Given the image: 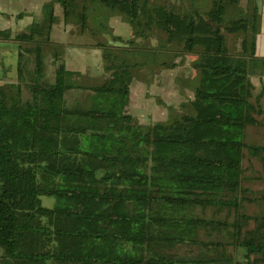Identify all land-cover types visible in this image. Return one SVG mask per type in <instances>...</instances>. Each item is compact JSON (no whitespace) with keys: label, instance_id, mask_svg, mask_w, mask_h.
<instances>
[{"label":"trees","instance_id":"1","mask_svg":"<svg viewBox=\"0 0 264 264\" xmlns=\"http://www.w3.org/2000/svg\"><path fill=\"white\" fill-rule=\"evenodd\" d=\"M245 2L188 0L168 8L148 0H52L38 22L15 35L22 42L19 81L24 74L31 81L21 80L27 99L19 85L0 95V264H183L168 251L203 243L195 231L213 224L230 230L204 247L240 248L248 261L261 256L244 264L263 260L264 213L249 216L242 204L252 201L239 198L243 150L264 153V146L243 141L246 127L264 117L249 80L251 68H264L255 56L259 15L254 0ZM55 4L64 25L84 32L93 21L88 30L110 73L90 90L84 109L65 106L71 73L56 53L53 81L44 78L42 45L52 44ZM113 12L129 25L131 39L108 31L101 17ZM146 28L194 57L197 75L185 81L191 99L163 105L165 121L142 127L125 111L130 82L141 69L154 74L173 65L160 62L168 52L135 45ZM224 32L241 35L238 53ZM41 197H52L53 207H42ZM206 210L211 218L224 215L214 223ZM176 224L178 235H150L156 225L175 232Z\"/></svg>","mask_w":264,"mask_h":264},{"label":"rangeland","instance_id":"2","mask_svg":"<svg viewBox=\"0 0 264 264\" xmlns=\"http://www.w3.org/2000/svg\"><path fill=\"white\" fill-rule=\"evenodd\" d=\"M52 0H49L50 3ZM150 4H158V5H166L168 8H173L179 5H187L188 0H148ZM47 4L44 3L42 6ZM56 14L55 22H54V32H53V42L54 43H61L64 40H67V36L71 39H74V35L76 36L81 30L78 29L75 25H64L62 28V16H61V8L60 5L55 4ZM61 9V10H60ZM43 14V12H42ZM42 16V15H41ZM91 16V13L88 14ZM104 25L109 29V24L114 25L113 32L116 35L122 34L119 30H124L125 33H128L129 25L123 22L122 17L116 13H109L106 17H101ZM100 21V20H98ZM122 21V22H121ZM91 22H87V28L83 31L87 35H85V41L89 43H93L95 40L90 39V31L88 28L91 27ZM116 22V23H115ZM101 23V21H100ZM97 24V23H96ZM97 26H99L97 24ZM139 28H143L138 27ZM115 30V31H114ZM65 31L66 38L61 39V34ZM112 33L111 29L108 30ZM144 36L142 38H137L134 42L135 45L138 47H145V48H157L162 51H166L169 53L167 57L161 56L165 62L173 63L171 69H167L164 67L154 68V74L150 73L149 70H142L139 75L146 80L147 86H145L142 90V94L146 93V96L142 98L138 97L139 93L136 89L133 90V100L132 105L136 100L142 99V101H147L146 105L144 106L145 112L136 120L137 123L140 125H151L155 122L163 121L166 119V110L161 105H169L174 108H177L180 103L187 101L188 99L192 98V93L189 89L185 87V81L189 79H194L197 75L196 71L192 68V62L195 59L191 55H188L181 51L180 45H176L175 43H167L164 34L161 32H156V29H143ZM226 39V44L230 48L232 53H238L240 50V34L232 35L229 33H223ZM109 41V36L106 37ZM101 41H105L104 39H100ZM95 43V42H94ZM119 45V44H118ZM124 45V44H123ZM49 55V52H47ZM180 55L178 56V54ZM52 65H48V72L47 79L52 81L53 78V69ZM55 66V63H54ZM252 70V69H251ZM162 79V80H161ZM23 98L27 99L29 97L26 89L23 91ZM74 95L69 94L67 98L68 105L73 102ZM66 102V100H65ZM160 102V105H159ZM141 105V104H140ZM143 105V104H142ZM262 110H264V100ZM158 109V110H157ZM264 113V112H263ZM257 121L259 122L258 125L255 126H247L244 130V137L243 141L245 144L255 145V146H264V117L263 115L256 117ZM242 170H243V180L241 183L242 190L239 194V198H249L248 200L252 201V203L244 202L242 204L243 211L247 213L249 216L258 215L264 213V201H260V197L263 195L264 192V153L258 152L257 156H251L247 153V151L243 150V159H242ZM41 206L51 209L54 204V199L52 197H41ZM197 215L199 214V210L196 211ZM224 213L221 216H215V218H222ZM212 211L206 210L205 217L210 218L212 217ZM232 220V217L229 221ZM249 228H253V222L249 223ZM202 241H209V242H216V241H224L225 235H209V237H205V235H200ZM199 237V239H200ZM213 247V246H212ZM204 248L197 245L192 244H181L179 247H175L168 252L174 255L177 259L182 260H203L199 261L201 263L198 264H215L214 262H209L212 258H217L218 262L221 258H230L232 261L231 264H234L235 261H242L244 263H249L253 259H261V256H251L250 261L246 258H242L244 251L240 248L234 249L230 247L225 248ZM221 261V260H220ZM207 262V263H206ZM225 264V263H223ZM257 264H264V258L261 262Z\"/></svg>","mask_w":264,"mask_h":264},{"label":"crops","instance_id":"3","mask_svg":"<svg viewBox=\"0 0 264 264\" xmlns=\"http://www.w3.org/2000/svg\"><path fill=\"white\" fill-rule=\"evenodd\" d=\"M48 1L49 0H47V2ZM254 2H255L254 3L255 7L257 8V13L259 15V24L257 26L258 33L256 34L255 37V56L264 59V0H254ZM44 3H46V0H0V31L8 33V36L4 38L0 37V95L4 96L5 98H7L8 95L7 87L9 86L17 87L19 85L21 87V91H23L25 88L21 80L24 79L25 83L31 81V78L30 77L27 78L25 74L22 76V78L19 81V69L22 66V57H21V52H19V49L22 46V42L15 40V35L25 31V29L29 27L33 22L35 21L38 22L41 19L42 8H43L42 5ZM245 5L246 2L244 0V6ZM55 14H56V8L54 5V15ZM62 14L63 12L61 10V16ZM61 23L63 28V24H64L63 18L61 20ZM108 26L109 29H111L112 34L116 35L113 32L114 25L110 23ZM119 31H121L122 34H119L117 36H120L124 40H129L133 37L130 29H128L127 34L123 29ZM53 32H54V24L52 25L50 32V41L52 44L42 45V50L44 53V57H43L44 65H45L44 78L47 79L48 72L50 71L48 70L49 68L48 65H52V63H53L52 67H54L52 68L53 77H54V69H55L54 55L56 53L58 62L64 66V69L66 71L71 73V75L65 77V82L69 86H72V88L66 90L64 94L65 106L67 108H74V107H79L81 109L87 108L89 103V98L90 96H92L90 90L94 87L102 86L103 83L110 78V73L105 72L103 69L101 50L95 45L96 42L89 43L85 41L86 34L84 32L80 31L76 36L74 35V39H71L68 36L66 38L67 31H65L63 34H61V39L66 38L67 40L62 41L59 44L54 43L52 41ZM89 37L90 39L93 40L92 36ZM119 46H123V45L119 44ZM47 52H49V55ZM26 59H27V62H25L26 64L28 63V59H29V63H28L29 67H27L26 72H29V70L32 67V65L30 64V61L32 59L30 53L27 55ZM159 59L161 60L160 62L165 61L161 57H159ZM251 69L252 70L250 71L249 74V80L253 86L252 95L253 98L258 97L262 105L264 100V68L262 66H258ZM142 70L144 69H141L140 72ZM50 73L52 74V71H50ZM139 73L134 74L136 76L132 78L129 84V94H128L129 101L127 106L125 107V111L129 116L132 117L133 122L143 127L148 125H140L139 123L136 122V120H138L139 117L143 114V112H145L144 106L146 105L147 101H142V99H138L136 100L137 102L133 103V105L131 103L133 100L134 89H136L137 92L139 93L138 97L142 98L143 96H146V93L142 94V90L145 86H147V82L142 77V75H139ZM69 94L74 95V99L73 102L68 105L67 98ZM161 105L163 106L164 104L162 103ZM262 112H264V110H262ZM179 217L180 215L177 216V218ZM210 219H215L214 223H217L218 218H211V217L206 218V220H210ZM232 221L233 220L229 222ZM170 228L173 229L174 227L173 226L170 227L169 225H159V226L156 225L154 228H152L150 235H176V234L178 235V232L181 230V226L178 224L175 225L176 228L175 232H172ZM228 230H230L228 227L227 228H224L222 226L217 227L216 225L213 224V225H208L205 229L198 228L195 231L194 235H205V237L207 238L209 237V235H217L218 237H220V235H227ZM198 241L199 242L196 243L183 242V243L175 244L174 246H172L170 250H172L177 246L179 247L181 244H192V245L204 247L205 244L203 243L206 244L211 243L206 240L202 241L203 243H201L200 240ZM208 247H212V246H207L204 248H208ZM212 248H218V247H212ZM166 254L169 255V253L167 252ZM171 256L175 257L172 254ZM0 257H1V250H0ZM220 260L218 262L217 258H212L209 262L211 263L214 262L215 264H223V263L231 264L229 263L230 262L229 258H221ZM192 261L193 260L183 264L201 263V262L193 263Z\"/></svg>","mask_w":264,"mask_h":264}]
</instances>
